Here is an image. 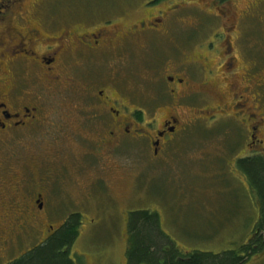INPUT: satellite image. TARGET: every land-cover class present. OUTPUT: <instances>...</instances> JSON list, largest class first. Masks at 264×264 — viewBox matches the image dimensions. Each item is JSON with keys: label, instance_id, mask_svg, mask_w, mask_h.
Wrapping results in <instances>:
<instances>
[{"label": "rangeland", "instance_id": "obj_1", "mask_svg": "<svg viewBox=\"0 0 264 264\" xmlns=\"http://www.w3.org/2000/svg\"><path fill=\"white\" fill-rule=\"evenodd\" d=\"M151 1L20 2L25 14L35 15L33 19L36 23L54 26L48 31L46 26L36 25L44 35L52 37L66 32L76 35L79 30L97 29L108 20L112 23L102 28L108 30L112 26V40L126 33L125 27L149 17H159L163 19V24L158 28L159 33L143 35L131 43L113 44L96 59L70 63L64 76L66 87L59 86L57 92L48 95L43 103L40 96L43 86L47 87L43 71L38 67L32 76H24L22 84L25 92L33 93L25 95V99L31 98V102L39 100L46 117L30 131L0 133V141H4L0 142V228L3 225L5 228L2 221L8 220L3 237L0 231V239H6L0 241V264L20 258L38 243V230L42 234L50 226L45 224L35 228V221L30 218L32 215L26 214L36 234L29 226L20 230L17 226L22 228L24 223L27 224L22 212L26 209L19 208L18 216L8 209L12 205H7L17 201L21 206L20 201L25 199L20 194L25 185L29 189L37 188L36 182L42 177L41 184L44 185H40L38 191L41 187L45 189L50 203L58 206L53 215L55 220H60L69 212L80 211L82 215L83 225L71 253L76 264H127L128 220L131 213L144 208L158 212L161 231L176 245V249L183 252L216 255L237 250L252 238L259 210L252 203L249 186L235 166L229 162L220 163L222 155L227 153L224 142L228 140L233 147L238 143L236 124L230 117L234 113L230 109L223 118L217 114V117L208 120L211 114H200L208 121L214 122L218 118L224 122L222 124L227 123L223 132L219 134L218 130L210 137L200 126L195 131L191 123L197 122L199 114L196 108L189 107L190 117L188 112L183 115L184 121L191 124L190 128L177 136L180 140L170 144L158 161L151 160L144 140L131 143L130 152L104 155L100 158V165L91 161L92 141H96L101 132L98 127L103 125L98 123L99 120L86 121L80 110L89 105L91 95L95 97L94 90L111 86V94L115 98L128 104L131 110L140 108L144 111V122L138 128L146 129L152 116L147 105L150 99L153 103L157 102L159 92L155 87L162 83L161 77L157 78L163 65L156 59L155 55L159 56V53L175 59L184 51L190 57H201L200 62L208 65L218 61L227 44L222 43L211 53L200 46L208 41L214 44V40H224L228 36L235 53L247 63L260 61L261 71L254 79L262 83L264 101V0H229L225 3L218 0H160L156 5ZM147 3L150 4L143 9ZM240 37L246 43V51L240 48ZM173 66L168 69H173ZM243 73L240 67L239 74ZM242 83L247 85L246 80ZM32 84L33 91H27L26 86ZM68 86L71 91H67ZM87 88H90L88 93L85 92ZM48 90L54 91L51 88ZM255 93L256 88L250 87L248 96L253 102L249 103L250 106L255 103ZM232 98L230 95L222 104L217 96L210 101L213 99V107H222L232 105ZM90 111L85 114L92 116ZM67 112L70 113L63 116ZM253 113L263 115L264 119V102ZM97 116L100 114L97 113ZM81 137L90 139L84 138L82 146L81 140H78ZM243 144L244 139L239 148ZM229 159L232 160L231 157ZM26 201L30 207V200ZM77 204L80 209L76 208ZM57 224L53 226L57 227ZM245 264H264V253L255 255Z\"/></svg>", "mask_w": 264, "mask_h": 264}, {"label": "flooded vegetation", "instance_id": "obj_2", "mask_svg": "<svg viewBox=\"0 0 264 264\" xmlns=\"http://www.w3.org/2000/svg\"><path fill=\"white\" fill-rule=\"evenodd\" d=\"M21 1L0 0V47L2 50L0 53L1 134H6L9 131L18 132L24 129L30 131L35 124L43 120L44 116L46 117L45 112L41 109L39 100L35 101V99L31 102V98L25 99V95H32L33 93L25 92L22 84L24 76H32V72L37 70L38 67L43 71L42 77L47 82V87L54 90L51 92L46 85L45 87L43 86L40 96L41 103H43L46 97L56 93L58 88L66 87L64 76L70 63L79 62L81 59H96L98 55L103 56L105 50H109L113 44L131 43L132 40L137 38L139 40L143 35L147 36L151 33H159L160 30L158 28L163 24V19L159 17L152 19V17H149L132 26L125 27L126 33L121 37L116 36V39L112 40L114 35V33H111L112 26L108 30L107 28H102L112 23V20H108L97 29H88L83 32L79 30L76 32V35L75 33L66 32L57 37H52L49 34L44 35L36 27V25L46 26V24L41 22L36 23L33 19L35 15H30V13L25 14L26 11L20 6ZM159 1L153 0L150 3L156 5L159 4ZM150 3L143 6V9H146ZM48 25L51 24L48 23ZM52 27L54 26H46V30L49 31V28ZM229 41L228 36H225L224 40H214V44L208 41L200 46L205 51L210 52L217 49L222 43L226 42L225 44H227L226 51L218 58V61L212 64L209 63L208 65H206V62H200L201 57H190L184 51H181L177 55L176 50L178 48L174 51V54L178 56L175 59L161 56V54H164L163 52L159 53V56L155 55L156 59L163 64L159 74H157V78L161 77L162 83L155 87L159 92L157 102L153 103L152 99H150V103L147 105L148 111L152 116L150 117L151 121L146 124L147 128L144 130L138 128L144 122V111L142 109L136 108L131 110L128 104L122 103L119 99L115 98V95L111 94V86L94 90L93 95L95 97L91 95L89 105H87L86 109L80 110L82 111V118H86V121L94 122L95 120H99L98 123L103 125V127H98L99 130L101 129V132H99L100 135L96 138V141H92V150H90L89 154L91 155V161L95 165H100V158L104 155L130 152L133 147L130 144L141 140L147 143L151 160L158 161L165 155L170 144H174L180 140L177 136L187 131L191 124L196 132L199 126L202 127L204 133L217 132L216 129L225 127L224 125L227 123L222 124L224 122L217 120L218 118L214 122L208 120L214 116L217 117V114H219L218 117L222 118L225 114L227 116V110L229 109L234 113L230 117L236 124L235 131L237 136H242L245 140V144L240 147L234 156L243 160L264 157V119L262 118L263 115L253 113L258 110L259 106H263L264 102L261 93L262 83L254 79L261 71L260 61H248L249 63H247L240 54L235 53L234 47ZM238 41L240 42V48L246 51V43H244L242 37ZM10 43L11 45H9ZM239 58L242 59L243 64ZM172 64L174 65L173 69L169 70L168 67L172 66ZM240 67L243 68V74H239ZM32 80L35 79L33 78ZM243 80H246V86L242 83ZM250 87L256 88V100L254 98L255 103H257L256 106L255 103L253 106L249 104L252 102L248 96ZM32 88L33 84L26 86L27 91H33ZM92 88L95 89V87ZM69 90L71 91V88L68 86L67 91ZM85 92H90V88L85 89ZM230 95L233 96L231 100L232 105L220 107V105L215 104L216 107H213V99L210 101V98L217 96L219 102L222 104V102H226L225 99ZM97 100L98 102H96ZM186 100H188L187 103ZM189 107L196 108L199 114L198 119L196 118L197 122L194 121L191 124L186 123L188 121H184L183 115L189 111ZM89 111L92 112V116L85 114V112ZM69 113H64L63 116ZM97 113L100 116L96 117ZM190 113L188 112L189 117ZM201 113L211 114V117H208V120H206L201 117ZM157 115L160 116L157 117ZM244 128H246L245 133L243 132ZM95 133H97V129H95ZM84 138L87 137L78 139L81 140L80 144L82 146L85 141ZM87 139L89 140L90 138ZM0 142L4 143V141ZM101 171H105V169L102 170L101 168ZM41 179L36 182L37 188L29 189L25 185V190L27 189V191L23 190L20 194V197L23 196V199H25L24 202L20 201L21 206L18 205L19 202L17 201H11V204H7L12 205L8 209H12L18 216L20 215L19 208L23 207L26 209L22 211L24 212L23 216L25 217L26 214L30 216L31 214L32 217L30 218L32 221H35V225L37 226L35 228L45 226V224L50 225L46 232L42 234L37 229L39 237L36 238V241L38 240V243L28 249L29 251L51 239L73 217L79 216V223L81 227L83 225L80 211L69 212L66 216L61 217L60 220L54 219L53 215L56 213L55 209L58 206L50 203V198L46 195L45 189L43 190L41 187V190L38 191L40 185H44L41 184L43 177ZM26 199L30 200V207L32 205V209L29 207ZM252 203L256 205L255 200H252ZM1 206L0 204V208ZM76 208L80 209L79 204L76 205ZM29 216L24 219L27 224L24 223L22 228L19 226L17 228L22 230L24 228L27 229L29 226L36 234V229L28 222ZM2 222L5 224V228L4 225L0 228L1 236L3 237V234L7 232L6 229L8 227L6 225H8V220L7 222L6 220ZM129 222L130 217L128 224ZM55 224H57V227L53 226ZM2 240L5 241L6 239L1 238L0 241ZM75 241L72 243L69 251L70 259L74 264L76 262L71 258V253ZM29 251H24L25 253L22 256L26 255ZM10 260L9 262L7 261V264L13 261L12 259Z\"/></svg>", "mask_w": 264, "mask_h": 264}, {"label": "trees", "instance_id": "obj_3", "mask_svg": "<svg viewBox=\"0 0 264 264\" xmlns=\"http://www.w3.org/2000/svg\"><path fill=\"white\" fill-rule=\"evenodd\" d=\"M218 1L225 3L229 0ZM223 128L216 131L219 130L220 134ZM215 133L204 134L211 137ZM242 139V136H238L235 147L230 145L228 140L224 142L227 156L222 155L223 161L220 159V163L229 162L236 167L235 169L244 176L249 186L252 200L256 201L259 219L253 227L252 238L248 243L237 250H228L216 255L199 251L183 252L176 249V245L161 231L158 212L144 208L130 214L127 264H245L255 255L264 253V157L244 160L236 158L234 154L240 149L239 143H242ZM230 157L232 160L229 159ZM78 217H73L44 244L9 264H74L70 259L69 251L72 243L79 236L81 224Z\"/></svg>", "mask_w": 264, "mask_h": 264}]
</instances>
